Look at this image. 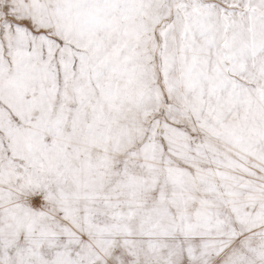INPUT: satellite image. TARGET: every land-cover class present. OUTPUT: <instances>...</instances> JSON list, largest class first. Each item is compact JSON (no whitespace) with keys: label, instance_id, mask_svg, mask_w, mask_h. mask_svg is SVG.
I'll use <instances>...</instances> for the list:
<instances>
[{"label":"snow or ice","instance_id":"obj_1","mask_svg":"<svg viewBox=\"0 0 264 264\" xmlns=\"http://www.w3.org/2000/svg\"><path fill=\"white\" fill-rule=\"evenodd\" d=\"M0 264H264V0H0Z\"/></svg>","mask_w":264,"mask_h":264}]
</instances>
